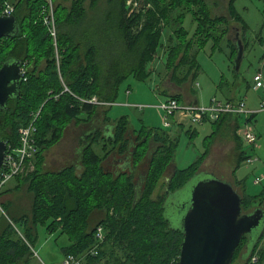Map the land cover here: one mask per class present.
Here are the masks:
<instances>
[{"label": "trees", "instance_id": "1", "mask_svg": "<svg viewBox=\"0 0 264 264\" xmlns=\"http://www.w3.org/2000/svg\"><path fill=\"white\" fill-rule=\"evenodd\" d=\"M8 1L0 0V12ZM86 1L71 0L67 5L56 0L59 62L53 38L43 23L48 1L12 2L20 32L0 41V68L11 58L25 64L27 71L26 80L20 83L21 93L10 98L7 107L0 108V139L17 148L19 129L40 113L35 120V169L15 177L19 185L27 184L32 195L31 210L21 213L12 209L10 201H3L0 264L29 263L39 224L45 225L48 232L67 235L70 243L62 248L64 256L77 257L95 246L96 228L102 225L105 240L98 246L97 254L87 255L85 264H180L183 232L168 217V200L198 172L208 153L209 141L196 161L182 169L175 167L168 191L157 197L154 194L163 185L178 142V136L174 140L166 129L132 130L136 139L141 140L131 145L127 138L131 131L129 119L120 116L113 122L114 134L104 143L103 154L96 150L101 139L107 140L100 139V133L86 143L80 154L82 170L78 173L74 164L62 170L44 171L45 153L59 142L73 121H91L99 113L107 116L105 113L117 101L124 78L134 75L144 80L149 76L148 65L164 45L163 34L168 27L173 28L179 40L169 46L168 65L177 70L188 61L192 63L190 73L199 67L197 52H192L194 45L201 49L210 40L216 42L225 36L229 32V18L243 23L244 29L247 26L236 10V0H229V17H213L205 0H134L138 9H132L128 0H107L104 8H99L98 0H92L89 6ZM180 6L184 10L175 12ZM188 15L196 23L189 39L190 32L184 25ZM65 86L69 91L64 90ZM94 96L111 105L103 108L80 100ZM82 113L89 114L87 120L81 119ZM229 117L233 118L225 115L213 124ZM252 118L253 115L248 119ZM152 143L156 146L149 156ZM247 156L246 151L239 150L237 168ZM106 160L121 161L119 172L106 168ZM233 185L241 187L242 192H238L244 211L255 204L264 206V189L248 194L244 180ZM7 191L4 189L2 194ZM243 240L232 264H239L236 260L247 237ZM263 241L264 226L250 244L242 264H264ZM253 255L257 256L256 262L251 261Z\"/></svg>", "mask_w": 264, "mask_h": 264}, {"label": "rangeland", "instance_id": "2", "mask_svg": "<svg viewBox=\"0 0 264 264\" xmlns=\"http://www.w3.org/2000/svg\"><path fill=\"white\" fill-rule=\"evenodd\" d=\"M16 0H9L8 3L14 7L12 2ZM48 1V0H47ZM66 2L67 5L70 4L71 0H57ZM92 0L86 1V6L91 4ZM107 0H98L97 4L99 8H104ZM207 2L208 8L212 16L223 15L227 16V6L229 0H205ZM54 12L56 8V0H52ZM128 5L132 8H139L137 1L128 0ZM183 7V6H182ZM197 7V6H196ZM236 7L239 12L243 15V17L250 24V29L247 30V43L244 46V58L241 62V67L238 72H233V68L229 69L230 61H229V53L230 49L228 48V37H225L221 42H219L216 46L214 45V40H210L199 52H198V62L201 65V68L193 81L191 82L194 91L198 94L203 92L204 94L201 96L204 100H208L211 96L216 95L218 98L225 99V96L228 95V91L226 88V80H229V85H234L235 88H238L237 96L244 95L247 91L246 83L252 82L253 73L256 69L261 68L264 71V0H236ZM184 8L179 7L175 12H181ZM56 19V12H55ZM181 24V22H180ZM185 28L190 32L187 37L192 38L194 29L196 28L195 20L188 15L184 22ZM58 27V25H57ZM177 27V26H176ZM59 33V32H58ZM233 38L234 35L231 34ZM165 40L166 48L169 49V46L173 45L177 40V33L173 31L172 27H168L163 34V41ZM164 45H162V48ZM161 48V49H162ZM160 49V50H161ZM56 56H59L58 62L60 60V52L59 49L55 52ZM165 58V52L163 55L161 53L157 54L155 60V70L153 74L146 80L140 81L134 75H129L124 78L119 87V95L115 104L111 107V109L107 112L108 115L113 117H120L122 115H127L130 126L133 129H140L142 127L153 128L156 126H161V128L165 127L164 125V114L161 116L160 112L155 110L156 108H152L153 105H158L162 100H159L158 97L162 98L157 93V86L162 85L163 81L167 77V65L165 61L161 58ZM163 64V65H162ZM189 66H192L190 63ZM171 67V66H170ZM167 68V69H166ZM166 70V71H165ZM224 71L226 73V78H221L219 76L220 71ZM169 71V70H168ZM184 74V73H181ZM132 85V96L136 97L139 102L145 103L141 104L145 106L142 109L137 108L138 112L145 113L143 117L142 113H138L136 109H131L129 107H125L123 103H119V101L126 100V94H130L126 89L128 85ZM237 84V85H236ZM160 85V86H161ZM221 87V88H220ZM254 91L250 89L248 92V97L246 104L251 99V95ZM256 93V92H254ZM57 96V95H56ZM259 97H255V100H258ZM184 102V101H183ZM182 102V103H183ZM130 103H133V100H130ZM206 103V102H203ZM138 104V105H139ZM258 104V102H257ZM111 103L106 102V105H99L103 108L110 106ZM208 105V104H207ZM128 106V105H127ZM258 106V105H257ZM255 106V109L258 107ZM248 107V106H247ZM129 108V109H127ZM182 120V122H179ZM170 125L165 127L171 134H173V138L178 136V142L176 151L174 154V158L172 162L168 163L166 168V174L170 178L175 173V166L182 169L189 166L191 163L197 160L201 153L205 150V142L211 141V139H215L214 130L212 129L213 125H202V124H192L190 117L182 114L181 112H176L174 115L168 118ZM79 122L73 121L69 124L64 132L62 133V137L59 140L57 146H52L46 155L47 162L49 163V167L56 169L60 168L64 162L66 161L68 155L67 152L69 150L67 145L66 136L70 134L73 126H77ZM204 124V123H203ZM208 124V123H206ZM250 125L253 127L254 131L257 134L256 146L252 147L247 145V143L242 140L243 147L246 148L244 151L247 152V155L253 158V162H248L247 160L242 162L240 168L235 172L236 176L239 179H243L246 185L248 194H257L262 189H264V112H258L255 114V120L251 121ZM215 126V125H214ZM79 129L81 127L77 126ZM239 128V135L242 139V130ZM196 130V133H194ZM209 135V137H208ZM208 137V138H207ZM207 138V139H206ZM175 140V138H174ZM56 143V144H57ZM154 149V146H153ZM61 151V152H60ZM60 152V153H59ZM152 152V151H151ZM225 170V167H222ZM31 170L30 168L28 171ZM198 171H202L201 174L204 176L207 173H215L220 178L228 179L226 174L222 171H213L212 168L199 169ZM227 171V170H226ZM28 173L27 171L25 172ZM25 174V175H26ZM255 178H261L262 180L258 183H254ZM198 179V177H197ZM196 179V180H197ZM162 184L158 191L155 192L154 197H157L161 193L165 192L166 185L164 184V178L162 179ZM14 181V180H13ZM12 180L6 185V188L11 184ZM195 183V178L191 179L185 186L184 191L178 192L176 195L179 197L181 195L182 198L186 199L190 196V189L192 185ZM191 185V186H190ZM236 189L242 192L241 187L235 186ZM5 188V189H6ZM21 192H19L22 198V202L25 203L32 198V195L27 191L26 186L22 185ZM27 193V196L25 194ZM31 195V197L29 196ZM29 196V199H28ZM177 203V202H176ZM25 206V204H23ZM21 213L26 212L28 210H19ZM168 217L172 221V223L177 226L176 220L174 219L175 210L171 209L169 206L167 210ZM250 211V210H247ZM246 211V212H247ZM2 211H0V216ZM180 219V217H178ZM178 221V220H177ZM37 239L35 241L33 247V255L29 260L28 264H63L65 259L62 248L67 246L70 243V240L67 235L59 234V231L48 232L45 225H37ZM264 243V241L262 242ZM246 250L243 248L240 256L236 260V263L242 264L246 261ZM85 264V263H83Z\"/></svg>", "mask_w": 264, "mask_h": 264}, {"label": "crops", "instance_id": "3", "mask_svg": "<svg viewBox=\"0 0 264 264\" xmlns=\"http://www.w3.org/2000/svg\"><path fill=\"white\" fill-rule=\"evenodd\" d=\"M235 7H236V1H235ZM236 10L239 13V15L241 16V18L243 19V22L246 24L247 28L244 29L243 23L242 24L239 23L234 18H229V32L225 36L219 38L218 40L216 39V42H214V45H213V46H216L225 37H228L227 38L228 39V48L230 49V53H229L230 67H229V69L233 68V72L235 75H236L235 72H238V71H236V66L234 63V60H235V57L237 54L238 40H241L243 45L245 46V44L247 43V37H246L247 36V30L250 29V24L243 17V15L239 12L237 7H236ZM218 16H221V15H218ZM227 17H229V3L227 6ZM231 34L234 35L233 38L231 37ZM176 43L178 44L179 40H177L174 44H176ZM163 44H164V47L159 51V53H161L163 55V53L165 52V58L162 57L161 59L163 61H165V64L167 65V68H168V69L166 68L167 74L165 75V77H167V78L165 79V81H163L162 85L160 84L161 86L160 85L157 86V93L159 96L162 97V98L158 97V99L162 100V101L158 105L157 104L153 105L152 108H156L155 110L160 112V114L162 116L164 114V112L160 108L159 105L162 102H165L166 100H168L170 98L176 97V99L178 98L180 103H182L184 101L183 103H185V104L188 103V104H196V105H207L211 102V100L213 98H218L216 95H213V96H211L210 99L204 100L203 97L201 96V94L203 95L204 93L203 92H200L201 94L200 93L198 94V92L196 93V91H194L193 87H191L192 86L191 82H189V80L193 81V79L196 78V76H197V74L201 68L200 63L198 62V52L202 49V47H201V49H199L198 46L194 45V47L192 49L193 53L197 52V62L199 63V67L197 66L196 70L193 69L190 72L191 73L190 74V73H188L190 70V66H189L190 62H188V61H184V66L178 68L177 70H175V68H172L168 65L167 58H168V50L169 49L166 48L165 40L163 41ZM83 51H84V49L82 50V52ZM263 57H264V53H263ZM155 58L148 65L149 76L144 80L137 78L138 80L146 81L153 74V72L155 70L154 66H157V64L155 65V60H156ZM157 67L159 68V66H157ZM259 71H261L262 76L264 78V71L261 68L256 69L254 71L253 75ZM181 73H184V74H181ZM188 74H190L188 79L184 80V77L187 76ZM219 76L221 78L225 79L226 73L221 70ZM225 80H226V88L228 91V95L225 96V99H222V98L221 99L218 98V99L223 100V101L246 99V101H247V97H248L247 94L251 89L252 91H254L256 93L253 92V94L251 95V99L247 103V106H248L247 108L249 110H254L255 106L259 105L260 100L262 98V93H261L260 87H254L252 85V82H247L246 83V89H247L246 93L244 95L237 96L238 88L236 89L234 87L235 84L232 86L229 85L230 84L229 80H227V79H225ZM131 89H132V85L129 84L127 89H126V93L128 90V92L130 94H126L127 99L119 101V103H123L125 105V107H129L131 109H136V111L138 112L139 110L137 108H139V109L144 108L145 106H143L141 104H145V103H141V102H139V100L136 97H133ZM255 97H259L258 100H255L254 99ZM130 100H133V103H130ZM203 102H206V103H203ZM257 102H258V104H257ZM139 103H141V104H139ZM129 108H127V109H129ZM138 113H142L143 117L145 116V113H143V112H138ZM103 114L104 113H99L96 116L93 115V118H91L92 119L91 121H85L84 123L80 122L79 124H77V126L81 127V129H79L77 126H73L72 130L70 131V134H68L66 136V138L68 139L67 145H68L69 150L67 152L68 157H67L66 161L64 162V164L60 168L53 169V168L49 167V163L47 162V159L45 158V161L43 162V170L44 171H57V170H62L67 165H73L74 164L77 168V173L80 172L82 170L81 165H80L81 164L80 154L82 153L83 148H85L86 143L91 141L93 139L94 135L97 133L101 134L100 139L101 138L107 139L106 141H102V139H101L100 145L96 146V150L98 152H100L101 154H103V152L105 150V147H103L104 143H107L108 138L113 136V134H114L113 133V128H114L113 122H114V120H116L118 118V117H116L114 119L113 117L108 115L107 112L105 113V114H107V116L103 115ZM255 114L256 113L253 114V118H252L253 121L255 120ZM94 116H95V118H94ZM80 117H81V119L87 120L89 117V114L88 113H82L80 115ZM107 117H108V119H106ZM236 118L235 117L234 118H230V117L226 118L222 122H219L218 124H216L215 126H214L213 122H208V121H206V122H204V124H202V125H213L212 129L215 131L213 138L215 137V139H211L212 143H211V141H209L210 143H208L209 144L208 153H207L206 157L204 158V160H203V162L199 168V169L212 168L213 171H215L216 173H217V171H221V173L223 171L226 174V177L228 178L227 180L230 181L232 184L235 183L236 181L242 182V180H243L242 178L239 179L236 176L235 172L240 168V167L237 168L239 150H245L246 149L243 147L242 139L239 135V130H238L240 128L238 125V122H240V124H241L242 119L239 118V120H237ZM179 122H182V120H180ZM206 123H208V124H206ZM130 128H131V126H130ZM143 128H146V127H142L140 129H143ZM156 128H160V129H164V130L166 129L165 127L161 128V126L160 127L156 126V127L147 128V129L150 130V129H156ZM140 129L131 128V137H127L129 139V143H131V145H134L135 142L141 140V139H138L136 141V135H134L132 130H140ZM195 133H196V130H194L193 134H195ZM171 136L173 137L174 135L171 134ZM175 137H176V135H175ZM208 137H209V135H208ZM58 143L55 144V146H57ZM206 143L207 142H205V149H206ZM153 146L155 147L156 145L154 143L151 144V151L152 152H153ZM45 154L47 155V151ZM115 155H116V153L114 152L113 156H115ZM70 161H73V163H70ZM103 164L106 168H109L112 171H116V173H117V172H119L118 170L121 168L122 162L121 161L110 162V160H106ZM222 167H225V170H223ZM30 169L31 170H29V172H31L35 169L34 163H32V166ZM137 173H138V170L136 169L135 177L137 176ZM23 185L26 186V189L28 191L27 184H23ZM21 188H22V185H19L17 179L16 178L12 179L11 184L6 188V189H8V191L5 194H3V200L7 201V202L10 201L12 203V209L13 210H31L32 198L30 200V203H29V200L27 202L23 203L22 198L20 196L21 194L19 193V192L22 193ZM25 196H27V193L25 194ZM29 196L31 197V195H29ZM29 196H28V199H29ZM23 204H25V206Z\"/></svg>", "mask_w": 264, "mask_h": 264}, {"label": "water", "instance_id": "4", "mask_svg": "<svg viewBox=\"0 0 264 264\" xmlns=\"http://www.w3.org/2000/svg\"><path fill=\"white\" fill-rule=\"evenodd\" d=\"M19 32V23L14 14H0V41L4 37L18 35ZM237 46L234 63L236 71H239L244 56L241 40H238ZM21 66L20 60L11 58L1 66L0 108L7 107L8 100L21 93ZM6 150V141L0 139V171ZM151 154L149 148L148 155ZM201 172L198 171L191 178H195V183L190 189V196L186 199L183 197L185 201L176 218L177 226L183 232L179 263L232 264L234 253L242 238L257 234L256 228L264 224V209L244 211L242 195L230 181L213 172L203 177ZM183 189L180 191H184ZM187 204L188 209L183 210Z\"/></svg>", "mask_w": 264, "mask_h": 264}, {"label": "built area", "instance_id": "5", "mask_svg": "<svg viewBox=\"0 0 264 264\" xmlns=\"http://www.w3.org/2000/svg\"><path fill=\"white\" fill-rule=\"evenodd\" d=\"M14 7L8 2L2 7L0 14L3 15H13ZM43 23L47 26L49 33L51 34L54 44L56 46V51L58 49L57 37H58V27L55 19V12L52 0H48ZM57 61L59 56H56ZM27 68L25 64L21 66L22 80H26ZM253 86L260 87L262 98L257 109L249 110L245 99L239 100H220L218 98H213L208 105H196V104H185L180 103L176 98H170L165 102H162L159 106L164 112V125L168 127L170 122L168 118L174 115L176 112H181L184 115L190 117L192 124H203L204 122H214L218 121L225 115H230L233 118L239 117L242 119L240 124V130H242V140H244L247 145L255 147L257 141V134L253 127L250 125L251 121L248 119L251 115L258 112H264V78L261 71L255 73L252 77ZM65 91H69L68 87L65 86ZM83 102H89L97 105H106V102L100 101L97 97H92L90 99H80ZM39 112L34 114L33 119L29 124L23 126L19 129L20 145L17 148L11 147L7 142V150L5 153L2 169L0 171V211L4 213L3 207V190L6 185L14 179L19 174H26L29 172L28 169L32 166V159L36 155L38 148L35 138L37 127L35 125V120L39 116ZM248 162H253L251 156H247ZM261 178H255L254 183L260 182ZM96 244L87 253L80 257L69 254L65 256L63 264H83L85 258L88 254L95 255L98 253V246L102 244L105 240V230L102 225L96 228ZM252 262L257 261V256L253 255L251 258Z\"/></svg>", "mask_w": 264, "mask_h": 264}, {"label": "flooded vegetation", "instance_id": "6", "mask_svg": "<svg viewBox=\"0 0 264 264\" xmlns=\"http://www.w3.org/2000/svg\"><path fill=\"white\" fill-rule=\"evenodd\" d=\"M94 125H95V124H94ZM128 137H131V131L129 132V136H128ZM137 140H138V139H136V141H137ZM74 161H75V160H74ZM70 163H73V161H70ZM225 180H226V179H225ZM164 181H165V184H167V185H166V189H165V192H167V191H168L167 187H168V184H169V181H170V178L167 176V174L164 176ZM227 181H228V180H227ZM237 191H238V190H237ZM184 201H185V200H184L181 196L177 197L176 194L169 198V200H168V206H170L171 209L174 208V210H175V216H174V217L177 218V216H178V212H179L180 210H182L181 208H182V205H183V202H184ZM176 202H177V203H176ZM255 205H256V206H254V207L252 208V210H254V209H256V208H261L262 211H263L264 206H259L258 204H255ZM188 207H189V206H188V204H187L183 210H187ZM168 208H169V207H168ZM176 218L174 219V221L176 220ZM263 221H264V220H263ZM263 221H262V224H263ZM263 226H264V224H263L262 226L260 225V227L256 228V229H258L257 232H256L257 234L253 233L252 236L247 235V244L244 246V248H245L246 250L249 249L250 244L253 243L255 237L258 235V233H260V231H261V229H262ZM244 237H245V236H244ZM244 237H243V238H244ZM243 238H242V240H241V243L244 241ZM241 243H240V244H241ZM242 250H243V249H242Z\"/></svg>", "mask_w": 264, "mask_h": 264}]
</instances>
